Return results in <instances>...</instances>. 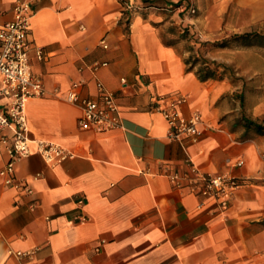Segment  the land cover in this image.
I'll use <instances>...</instances> for the list:
<instances>
[{
	"label": "crops",
	"instance_id": "crops-1",
	"mask_svg": "<svg viewBox=\"0 0 264 264\" xmlns=\"http://www.w3.org/2000/svg\"><path fill=\"white\" fill-rule=\"evenodd\" d=\"M16 1L0 0V25L13 19ZM146 2H32L29 59L48 95L27 104L32 142L15 165L21 186L0 182V264H264V97L247 106L231 77L202 80L183 41L164 39L168 22L153 11L163 0ZM211 6L214 32L230 10L247 13L245 26L264 22V0ZM104 61L93 73L92 64ZM97 79L120 106L122 124L109 132L81 129L82 111L62 97L79 80L86 81L81 94L94 96ZM162 94L186 96L185 116L201 113L197 138H168L154 108ZM39 139L74 156L50 164ZM7 159L0 154V169ZM191 164L241 180L227 208L174 186L167 173H190Z\"/></svg>",
	"mask_w": 264,
	"mask_h": 264
},
{
	"label": "built area",
	"instance_id": "built-area-1",
	"mask_svg": "<svg viewBox=\"0 0 264 264\" xmlns=\"http://www.w3.org/2000/svg\"><path fill=\"white\" fill-rule=\"evenodd\" d=\"M34 0H17L13 8L14 17L11 21L0 25V97L5 102L0 107V154H7L8 159L0 169V182L19 188L15 177L16 162L30 154V127L27 115V104L32 98L48 95L42 79L33 73L29 53L33 47L30 40L31 18L33 16L32 2ZM195 12V9H191ZM101 44L108 49L109 44L102 39ZM39 59L45 57L42 47H37ZM108 62H95L91 66L93 73L107 66ZM124 81V80H122ZM85 80L75 81L62 95L68 102L76 105L82 111L79 125L84 130L109 132L122 124V116L117 96L100 80H96L97 92L94 96L86 97L81 90ZM56 90L55 94L59 95ZM187 102L184 95H159L154 108L159 111L169 125L168 138L179 140L184 137L195 139L199 134V126L203 123L202 115L193 111L189 116L182 112V105ZM37 151L46 162L58 164L73 153L62 145L47 141L36 140ZM238 161L237 165H242ZM167 176L178 189L187 188L190 192L206 198L215 199L221 207L227 208L234 191L242 184L237 177L228 174H211L202 172L191 164L190 173H167ZM79 203L85 204L84 199ZM86 220V217H81ZM16 256L30 255L31 252L17 251Z\"/></svg>",
	"mask_w": 264,
	"mask_h": 264
},
{
	"label": "rangeland",
	"instance_id": "rangeland-1",
	"mask_svg": "<svg viewBox=\"0 0 264 264\" xmlns=\"http://www.w3.org/2000/svg\"><path fill=\"white\" fill-rule=\"evenodd\" d=\"M212 3L214 0H163L153 11L158 9L157 12L168 22L164 29L166 42L182 40L188 58H199L198 63H194L197 68L201 66L203 59L214 62V67L218 64L228 65L227 77H231L237 84H242L244 102L247 106L252 105L260 97H264V40L245 45L236 40V36L254 32L264 34V22L257 26H245L247 13H235L230 10V15L226 13L220 21L219 29L214 32L211 26L215 27L214 22L219 19L211 20L206 17L208 10L213 9ZM127 7L131 8L128 5ZM192 8L195 12L191 11ZM131 9H135L133 4ZM177 10L182 18L178 19L179 23H175L171 18ZM218 70L223 68L218 67Z\"/></svg>",
	"mask_w": 264,
	"mask_h": 264
},
{
	"label": "trees",
	"instance_id": "trees-1",
	"mask_svg": "<svg viewBox=\"0 0 264 264\" xmlns=\"http://www.w3.org/2000/svg\"><path fill=\"white\" fill-rule=\"evenodd\" d=\"M125 3V2H124ZM253 38V40H251ZM236 40H240L243 44L245 45H253L255 44L256 41H263L264 40V34H260L257 32L254 33H246L243 35H238L236 36ZM199 58H194L193 56L189 57L187 59V63L191 64L193 66H196L194 63H198ZM214 62L203 59L201 66L198 69L200 78L202 80H207V79H223L227 77L226 71L229 69V66L226 64H218L216 67ZM218 67L223 68V70H218ZM250 125H255L259 130H262L263 127L254 123V122H249Z\"/></svg>",
	"mask_w": 264,
	"mask_h": 264
}]
</instances>
